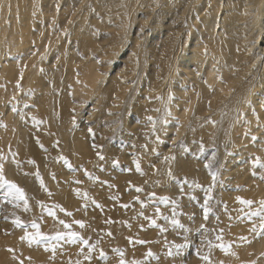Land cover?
Returning a JSON list of instances; mask_svg holds the SVG:
<instances>
[{
  "label": "bare ground",
  "instance_id": "obj_1",
  "mask_svg": "<svg viewBox=\"0 0 264 264\" xmlns=\"http://www.w3.org/2000/svg\"><path fill=\"white\" fill-rule=\"evenodd\" d=\"M73 65L81 73L76 81H72L70 73ZM64 67L68 69L61 85L64 117L72 105L66 90L77 94L85 89V97L97 109L88 118L98 122L112 119L109 129L99 127L101 140L114 132L117 122L123 131L119 130L121 144L133 130V136L147 145H150L149 137L157 140V135H168L160 140L159 146L170 151L175 146L169 147L167 142L177 141L181 136L190 152L176 149L175 159L168 167L172 174L184 173L188 181L205 186L211 177L204 164L214 154L223 182L239 189L228 192L217 180L213 190L218 203V225L247 211V206L238 207L237 197L252 201L254 208H261L264 185L258 177L264 174V167H253L252 161L259 157L264 163V0H0V86L4 89L0 93L3 100L0 145L8 150V155L22 151L28 157H35L38 165H47L45 158L34 153L33 141L37 138L49 144V137L34 133L33 138L20 126L25 88L20 89L19 82L25 87L36 83L45 95L49 91L48 83L59 81V70ZM58 88L54 86L49 95L55 96ZM37 103L42 106L53 102ZM149 116L157 123L175 116L178 121L160 124L156 132L147 126L138 129L141 121L151 125ZM13 124L19 130L16 137ZM71 125L69 119L57 123L60 128L66 127V133L60 137L63 146L72 150L70 159L77 170L70 172L61 161H55L51 170L56 175L51 180L53 197L63 201L79 197L85 186L81 189L70 177L84 175L96 159L87 138L69 139ZM252 136L258 139L253 141ZM115 153L116 149L108 150L103 159L110 171L101 176L112 187L110 192L101 190L100 203L108 205L111 202L108 194L114 195L115 204L116 197L120 203L132 196L127 185L133 181L116 172L117 167L112 164ZM27 161H20V165L30 168ZM7 175L17 181L24 178L19 167ZM136 180L142 181L140 177ZM81 185L85 184L81 182ZM87 190L91 192L90 188ZM224 191L227 192L223 194ZM195 196V200H188V196L182 199L180 207H184L182 211L189 218L182 214L181 219L186 226L207 222L213 225L215 219L208 216L205 220L201 211L203 191L196 190ZM117 209L118 217L128 216L131 210ZM95 210L87 212L95 213L101 224L100 212ZM234 226L244 238L249 230L247 224L238 221ZM232 232L238 233L234 229ZM261 244L255 240L250 246L243 244L236 249L241 256H245L246 250L261 249L264 261ZM254 256L255 252L245 258ZM199 259L193 257L188 264H199ZM237 259V256L232 258L233 263Z\"/></svg>",
  "mask_w": 264,
  "mask_h": 264
},
{
  "label": "rangeland",
  "instance_id": "obj_2",
  "mask_svg": "<svg viewBox=\"0 0 264 264\" xmlns=\"http://www.w3.org/2000/svg\"><path fill=\"white\" fill-rule=\"evenodd\" d=\"M31 54H34V50H31ZM102 72L111 74V72ZM59 73L61 77L59 81L56 82L52 80L48 83L49 91L53 90L52 88L54 86H59L56 92L54 91L56 93L55 96L49 95V91L46 90V94L43 95L39 85L36 83H32L25 87L22 82H19L20 89L25 88V97L20 105V112L22 115L20 118V126L23 128L22 131L30 134L33 138L35 136L34 133H45L44 135L49 137L50 142L46 144L37 138L33 141L34 153L42 156L43 159L45 158L47 165H38V161L35 157H28L22 151H13L12 155H8V150L3 149V145H0V164L5 165V171H3L4 176L7 180L14 182L24 190L29 204V210L25 211L22 203L17 207L12 203L0 202V264H32V262L35 264H120L121 260H123L125 264H134V262L137 261H141L143 264H188V260L198 256L200 257L199 264H207V262L201 258L202 256H209L211 263L255 264L254 262L256 260V263L260 262L259 264H264L260 251L261 249L246 250L247 253L245 252V256L253 254L254 252L256 255L254 258L250 257L247 259L245 256H241L242 254L238 253L236 249V247H242L243 244L245 246H250L255 240H260L262 242L261 248L264 247V232H261L259 227L264 215L252 216L251 219H248L247 216V214L260 209V207L254 208V206L244 205L236 200L238 207L243 208L247 206V211L242 212L238 216H231L227 221L223 222L224 225L223 223H219L220 225H218V222H220L217 219L218 203L216 202L215 191L213 190L212 195L214 199L211 202L209 216L213 217L215 220L213 225L208 222L207 224H203L205 228L210 231L202 234L198 231L200 228L199 225L194 227L186 226L185 222L180 217L181 215H177L176 218L179 220L180 224L183 225V228H173L170 222L173 214V205L171 203H160L158 199L167 197L170 198V200H175L178 205V207H176V212L185 214L182 211L184 207H180V205L182 204V199H185L187 195L181 197L180 186L183 185V191L185 193L192 192L193 196H195V191L199 190V188L189 187L187 189L186 186L188 183H185V179L188 181V178L184 173L172 174V176H170L169 172L171 170L168 164L172 159L166 160L165 158L173 156L176 149L180 150V152H190L188 144L184 139H181L180 136V139L177 141L167 142L170 143L169 147L174 145V149L170 151L164 150L159 146V143L162 138L167 139L168 135H165V137L160 136L159 141L149 137L150 145H147L146 141L140 140L138 136H133V130L131 133H127V139L121 144L123 139L120 138V131L121 133L123 131L118 122L112 133L113 135L110 134L108 137L106 136L105 140H101V134L98 130L99 127H106L109 129L112 124V119L108 121L104 119L103 122H98L93 118H88L91 111L97 109L91 103V99L85 97L87 94L85 89H80L77 94H75L73 90H66L65 95L72 105L71 108L66 106L69 112L67 116L64 117L61 107L63 104L61 95L64 90L61 85L62 79L68 73L67 67L60 69ZM70 73L72 75V81H76L81 75L77 65L72 66V72L70 71ZM131 84H133L132 81ZM3 90L4 89L0 86V93H3ZM38 101L53 103L50 105L45 103L41 106L37 103ZM112 102H114V99ZM7 103L10 102L7 101ZM2 106L3 100L0 99V126L3 127ZM14 108H17V106L15 105ZM72 108L75 109L74 112ZM63 119H69L70 123H72L69 127L71 135L69 139H76L78 137L87 138L90 142L89 145L93 148L96 155L93 165L85 169L93 178L90 179L85 173L84 175H80V177H70V180L73 182L80 181V183H75L78 187L80 186L81 189L85 186L84 189L81 190L82 192L78 193L79 197L74 200L71 199L70 201L54 198V191L51 184V180L54 179L53 177L56 178V175L51 171L52 165L55 161H61L63 163L60 157L66 158L73 165V169L77 170L75 169L76 164L74 161L71 162L70 159V151L72 150L63 146L60 137L63 133H66V127L60 128L57 126V123ZM209 120L212 123L215 122L212 118H209ZM177 121L178 118L175 116L169 118L167 123H176ZM162 123L156 122V126ZM146 126L147 129L153 127L152 124L148 126V122L141 121L137 128L141 129ZM177 127L178 126H176V128ZM89 129H91V132ZM61 130L63 132H61ZM12 131L13 135L16 137V133L19 130L14 124L12 126ZM173 133L174 132H172V134ZM181 141L183 142V146L180 144ZM176 142L179 143L178 146H176ZM140 148L144 150L141 151ZM114 149H116V153L113 155L116 159L120 160L119 167L115 170L133 181V183L127 185L132 196L130 199L120 200V203L116 197V199H114V201H116L115 204L113 202L114 195L108 194L111 200L108 205L106 203H100V192L101 190H108L110 192L112 185L109 181L103 179L101 174L109 173L110 170L109 167L105 165L106 160H101L97 153H100L105 158L108 150L112 152ZM160 151L168 152L160 153ZM178 154L180 153L178 152ZM145 157H148V159L145 160ZM22 160L34 161L35 163H28L30 168L25 167V165L18 166L16 161L20 162ZM86 161L90 162V159ZM137 163L139 164V171L137 170ZM16 167H19V172L24 175V178L19 181L7 175L8 171H11L12 174ZM37 171L39 172V179L35 175ZM69 171L71 172L73 170ZM171 173L173 172L171 171ZM137 177H140L142 181L136 180ZM173 177H175V179H173ZM258 178L261 179L264 185V174L260 175ZM41 180L43 181V187H41ZM219 181L222 182L221 188L226 189L227 187L228 192H236L239 190L237 187L226 185L223 182L224 180L221 177V173L218 171V182ZM81 182L85 185H81ZM188 182L191 183L192 181ZM47 185H50L49 189ZM92 185H94V189ZM87 188H90L91 192H89ZM137 189L142 190L137 191ZM227 191H224L223 194ZM84 193H87V195L85 196ZM153 194L156 199H150V196ZM229 195L230 194L227 196ZM188 200L191 199L188 198ZM38 202L47 208H51L52 211L55 212V216H49L47 212L44 211L43 219L39 220L38 217L41 216L42 209L39 210L41 207ZM57 205L59 207H55ZM124 205L128 207H124ZM60 208H63L64 211H60ZM117 208H119V210H127L130 208V214L128 216L118 217ZM157 208H159L161 215H157ZM89 209H96V212H100L99 215L101 216L98 220L101 224L97 221L95 213L88 214L87 211ZM226 210L227 209H224V211ZM67 213H72V215L68 216ZM163 216H168L169 220L165 221L162 218ZM185 216V218H189L186 214ZM16 217H19L25 224H30L31 221L36 220L41 225L40 230L49 235H54L57 231H64L65 229L63 226L59 224L60 220H64L66 224L71 225V231L78 232L83 239L89 241V245H94L95 247L90 250L89 245H83L81 243L62 244V247H57L55 253H53L51 249L45 250L44 245L30 246L26 240L22 239L25 235V229L14 225ZM146 217H151L158 225L166 228L167 231L161 232L160 228L151 225ZM115 220L117 223L119 222L117 225L115 222L111 223ZM74 221H82L84 227L74 223ZM238 221L247 224L249 228L247 234L244 235L245 239L242 240H240V238L243 233L241 234V232H238L239 228L234 226V223ZM108 223H110V225H107ZM254 226L256 231L252 230ZM185 229L187 231H185ZM233 229L238 233L233 234ZM220 230H223V232L221 233ZM27 231L33 232L35 230L28 227ZM203 235H206L207 239L211 240L214 244L223 242L229 245L230 250L227 253L219 248H213L209 251L206 244H201ZM217 235H222V241L215 239ZM185 236H187V247L183 248L178 255L169 256V245L166 244V241L182 244L185 243ZM191 238L194 239L191 241ZM6 239H8L9 242H6ZM243 240L245 243L241 244ZM139 241H145L146 243L141 244ZM1 242H3V244ZM114 249L122 250L123 255L121 256L119 253L114 252ZM149 250L154 254V257H146V253H148ZM101 251L106 254V258H100ZM172 251H176L174 247ZM89 256H91V259L87 258ZM235 256H237L238 259L233 263L232 258H235Z\"/></svg>",
  "mask_w": 264,
  "mask_h": 264
},
{
  "label": "snow or ice",
  "instance_id": "obj_3",
  "mask_svg": "<svg viewBox=\"0 0 264 264\" xmlns=\"http://www.w3.org/2000/svg\"><path fill=\"white\" fill-rule=\"evenodd\" d=\"M109 63H111V61H109ZM14 111H16V109H13ZM156 111H159V109H156ZM74 119V118H73ZM258 119V118H257ZM147 120L153 125L152 127V131L156 132V120L153 119V117L149 116L147 117ZM164 123H167V121H164ZM259 127V125H258ZM89 131L91 132V129H89ZM157 141L160 140L159 136L157 135L156 137ZM251 139L253 141H255L256 139H258L255 136H252ZM181 146H183V142H180ZM201 152L204 151V148L201 147ZM98 157L103 160L104 157L100 154L97 153ZM166 160H170V159H175L174 156H170V157H166ZM60 160L63 161V163L65 164V166L69 169V170H74L73 169V165L64 157H60ZM17 165L19 166L21 162L16 161ZM27 163L30 164H34V161H27ZM218 161H215V157L213 154V158L212 159H207L206 158V162L204 164V167L206 170H208V173L211 177V182L205 186L202 184H199L196 181H192L191 183H189L186 179H185V183H188L190 188H199L201 191H203L204 196H203V203L200 205L201 207V211L203 213V217L205 220L208 219L209 213L211 211L210 208V204L211 201L214 199V196L212 195L213 192V188L215 186V184L217 183L218 180ZM112 164L114 167H118L119 166V160L118 159H113ZM253 167L259 166V167H264V163L261 162L259 157H256L253 161H252ZM137 170L139 171V164L137 163ZM255 174V173H254ZM36 177L39 179V172L37 171L35 173ZM85 175L88 176L90 179L93 178L91 176L90 173H88L85 170ZM169 175L172 176L171 171L169 172ZM55 178V177H53ZM173 179H175V177H173ZM76 183H80V181H75ZM43 181L41 180V187H43ZM142 189H137V191H141ZM79 192V190H77ZM180 194L181 197L187 195L189 199L195 200L196 197L191 195V193H185L183 191V185L180 186ZM84 195L86 196L87 193H84ZM150 199H156L154 197V194L152 196H150ZM240 203L244 204V205H251L252 201L249 200H244L243 198L237 197L236 198ZM0 202H5V203H12L14 206L19 207L20 204H23L24 210L28 211L29 210V204H28V200L26 198L25 192L22 188H20L19 186H17L14 182L9 181L5 178L4 173H3V165L0 164ZM158 202L160 203H171L173 205V214H172V218H171V225L173 226V228H183V225L180 224L179 220L176 218L177 215H182L183 213H177L176 212V207H178L177 203L175 200H170V198L167 197H161L158 199ZM261 208L257 209L254 212H251L250 214H247L248 219H251L252 216H261L264 215V201H261ZM39 206L42 209V213L41 216L38 217L39 220L43 219V212L46 211L47 215L49 216H55V212L52 211L51 208H47L46 206H44L43 204H41L40 202H38ZM142 206H143V202H142ZM55 207H59L58 205ZM124 207H128L127 205H124ZM60 211H64L63 208H60ZM156 213L157 215H161L160 214V210L159 208L156 209ZM142 214V213H141ZM68 216H71L72 213H67ZM165 221L169 220L168 216H163L162 217ZM146 219H148L151 223V225L155 226V227H159L161 232H165L167 231L166 228L158 225L156 223V221L154 219H152L151 217H146ZM74 223L79 224L81 227H84V224L82 221H74ZM59 224L63 226V228L65 229L64 231H57L54 235H49L46 234L44 232H42L41 229V225L40 223H38L36 220H33L30 222V224H25L24 222H22L20 220L19 217H16V219L14 220V225L16 227L25 229V235L24 237H22V239L26 240L27 243L31 246V245H44L45 250H49L51 249L53 251V253H55L57 247H62V244H77V243H81L83 245H89V241L86 239H83V237L80 236V234L78 232L75 231H71V225L66 224L64 220H60ZM31 227L32 229H34L35 231L33 232H29L27 231V228ZM261 232H264V220H262V222L259 225ZM253 231H256L255 226L252 229ZM185 231H187L185 229ZM198 231H200L202 234L206 233L210 230L206 229L205 226L203 224L200 225V228L198 229ZM221 233L223 232V230H220ZM216 240H220L222 241V235H217ZM241 239H245V238H241ZM185 243L182 244H175L174 242H167L166 244L169 245V251H168V255L172 256V255H178L180 253V251L187 247V236L184 237ZM55 242V243H53ZM131 242V241H130ZM139 243L143 244L146 243L145 241H139ZM201 244L202 245H207L209 251H211L213 248H219L224 252H228L230 250V246L221 242L219 244H214L211 240L207 239L206 235H203L202 239H201ZM94 245H89L90 250L92 248H94ZM175 248V252L172 251V248ZM114 252L119 253L121 256L123 255L122 250L120 249H114ZM199 254V253H198ZM146 257H154V254L149 250L148 253H146ZM88 259H91V256L87 257ZM100 258L104 259L106 258V254L101 251L100 252ZM204 261L207 262V264H211V261L209 260V256H202L201 257ZM120 264H125V262L123 260L120 261ZM134 264H143V262L141 261H137L134 262Z\"/></svg>",
  "mask_w": 264,
  "mask_h": 264
}]
</instances>
